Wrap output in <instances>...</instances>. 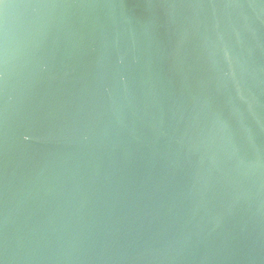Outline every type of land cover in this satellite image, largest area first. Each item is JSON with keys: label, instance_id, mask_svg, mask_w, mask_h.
Here are the masks:
<instances>
[{"label": "water", "instance_id": "1", "mask_svg": "<svg viewBox=\"0 0 264 264\" xmlns=\"http://www.w3.org/2000/svg\"><path fill=\"white\" fill-rule=\"evenodd\" d=\"M0 264H264V0H0Z\"/></svg>", "mask_w": 264, "mask_h": 264}]
</instances>
